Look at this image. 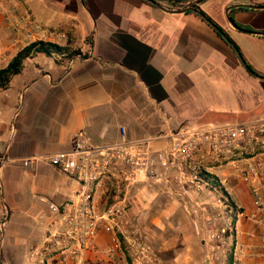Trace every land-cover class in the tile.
<instances>
[{"label": "crops", "instance_id": "crops-1", "mask_svg": "<svg viewBox=\"0 0 264 264\" xmlns=\"http://www.w3.org/2000/svg\"><path fill=\"white\" fill-rule=\"evenodd\" d=\"M16 2L12 12L28 8L41 29L67 34L56 43L80 53H35L0 90V152L11 162L36 157L30 165L41 158L48 163L50 154L70 149L79 130L95 143H112L123 139L125 128L129 139L147 138L154 149H161L183 124L240 123L264 116V78L251 74L233 47L195 13L167 12L142 0ZM225 3L228 7L264 0ZM217 12L207 15L264 75V34L239 30ZM235 18L264 29V10L239 11ZM22 48L0 11L4 67ZM53 168L62 182V202L79 184ZM212 171L245 213L255 209L249 187L235 178L230 166L215 165ZM158 172L123 194L131 222L141 225L144 238L165 264H222L213 255L203 221L197 226L186 209V199L196 193L173 180L174 170ZM50 219L48 213L28 257L15 262L3 245L0 264H41L44 253L38 251ZM237 240L242 250L229 264H264L262 228L241 217ZM96 246L90 254L93 264H130L122 238L119 241L109 228L100 230Z\"/></svg>", "mask_w": 264, "mask_h": 264}, {"label": "built area", "instance_id": "built-area-1", "mask_svg": "<svg viewBox=\"0 0 264 264\" xmlns=\"http://www.w3.org/2000/svg\"><path fill=\"white\" fill-rule=\"evenodd\" d=\"M17 5L16 0H0V11L23 47L34 41L56 43L67 38L64 31L41 29L28 9L12 12L10 7ZM4 62L0 57V69ZM121 135L118 142L95 143L79 130L72 136L70 149L47 157L50 165L79 186L66 200L49 204L51 219L38 251L44 253L41 264H93L90 254L97 250L99 232L105 227L119 241L122 238L130 264H165L140 227L131 222L123 196L134 183L157 177L160 169L162 173L174 170L173 180L196 193L186 199V209L197 226L203 221L213 255L222 264H229L242 250L237 240L241 217L264 230V116L240 123L183 124L161 149H154L147 138L129 139L125 128ZM35 160L24 158L22 163L28 166ZM8 161L7 153L0 152V250L12 213L2 180ZM215 165L230 166L235 178L249 187L254 210L245 213L235 203L212 171Z\"/></svg>", "mask_w": 264, "mask_h": 264}, {"label": "rangeland", "instance_id": "rangeland-1", "mask_svg": "<svg viewBox=\"0 0 264 264\" xmlns=\"http://www.w3.org/2000/svg\"><path fill=\"white\" fill-rule=\"evenodd\" d=\"M225 1L227 2L201 0L199 6L213 16L214 12L218 11L228 20L226 11L228 3ZM11 121L14 125L18 124L17 119L12 118ZM15 139L16 137L12 139V143ZM2 180L6 198L13 208L4 232L3 245L5 249L13 252L10 258L19 262L22 256L28 257L32 248L39 242L44 218L50 213L49 204L60 203L64 191L60 189L62 186L60 176L43 158L30 166L23 165L22 160L12 162L9 160L2 171ZM138 226L142 228L141 225Z\"/></svg>", "mask_w": 264, "mask_h": 264}, {"label": "trees", "instance_id": "trees-1", "mask_svg": "<svg viewBox=\"0 0 264 264\" xmlns=\"http://www.w3.org/2000/svg\"><path fill=\"white\" fill-rule=\"evenodd\" d=\"M143 2L157 7L155 4L150 2L149 0H142ZM159 1L169 7H186V6H194L198 11L196 10H189L188 13H195L199 17H201L203 20H205L211 27L214 28V30L223 37V35L214 27V25L210 22H208L203 16L207 15L205 11H203L199 3L201 0H156ZM239 11H251V12H259L262 11L260 9H254V8H249V7H237L231 10V17L233 20L236 22V24L242 29V30H252L256 31L258 33H264V29H255L249 24H245L242 22H239L235 18L236 12ZM208 16V15H207ZM210 18V16H208ZM214 21V20H213ZM214 23H216L214 21ZM220 26V25H219ZM232 47L233 49L237 52L236 47L239 48V46L232 45L225 37H223ZM240 49V48H239ZM67 52L69 56H74L76 54H79L80 51H69L68 47L62 46L58 43L54 42H46V41H34L28 45H26L24 48H22L20 51L17 52V54L14 56V58L9 62V64L2 69H0V90L5 89L11 78L20 73L22 68H23V63L24 60L30 56H32L35 53H44L46 55H53V54H61ZM251 66V65H250ZM252 67V66H251ZM253 68V67H252ZM254 69V68H253ZM255 70V69H254ZM256 71V70H255ZM252 74V73H251ZM261 74V73H260ZM216 178V177H215Z\"/></svg>", "mask_w": 264, "mask_h": 264}, {"label": "water", "instance_id": "water-1", "mask_svg": "<svg viewBox=\"0 0 264 264\" xmlns=\"http://www.w3.org/2000/svg\"><path fill=\"white\" fill-rule=\"evenodd\" d=\"M150 2H152L153 4H155L157 7L167 11V12H172V13H186L189 10H196L198 11L194 6H186V7H169L159 1L156 0H149ZM237 7H249V8H254V9H260V10H264V4H255V3H235V4H231L230 6L227 7L226 11H227V16H228V20L230 22V24L239 29L242 30L237 24L236 22L233 20V18L231 17V10ZM208 22L212 23L214 25V27L223 35V37H225L232 45H236L229 37V35L225 32V30L219 26L217 23H214L213 19L210 17H208L207 15L203 16ZM244 32H248V33H258L256 31H252V30H242ZM264 34V33H261ZM237 53L241 59V61L243 62L244 66L246 67V69L252 73L255 76H258L260 78H264L263 74L258 73L257 71H255L250 65L249 63L245 60L241 50L236 47Z\"/></svg>", "mask_w": 264, "mask_h": 264}, {"label": "flooded vegetation", "instance_id": "flooded-vegetation-1", "mask_svg": "<svg viewBox=\"0 0 264 264\" xmlns=\"http://www.w3.org/2000/svg\"><path fill=\"white\" fill-rule=\"evenodd\" d=\"M216 22V21H215Z\"/></svg>", "mask_w": 264, "mask_h": 264}]
</instances>
